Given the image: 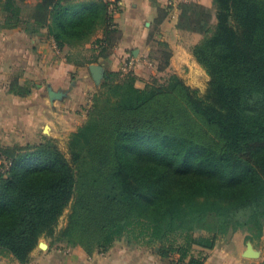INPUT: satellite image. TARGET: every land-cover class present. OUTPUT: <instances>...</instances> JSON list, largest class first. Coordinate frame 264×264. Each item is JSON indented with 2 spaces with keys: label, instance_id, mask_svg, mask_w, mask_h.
I'll return each mask as SVG.
<instances>
[{
  "label": "trees",
  "instance_id": "1",
  "mask_svg": "<svg viewBox=\"0 0 264 264\" xmlns=\"http://www.w3.org/2000/svg\"><path fill=\"white\" fill-rule=\"evenodd\" d=\"M110 3L39 0L25 8L0 0L1 26L47 30L63 55L115 28ZM177 26L202 34L192 52L211 76L207 94L177 75L145 87L107 77L71 134L73 163L47 136L0 148L1 252L27 264L44 234L55 236L70 201L68 225L54 238L89 252L124 240L159 245L166 264H206L230 232L263 236L264 0L184 2ZM98 43L109 48L106 38ZM18 92H31V83ZM190 171L196 183L174 188L171 179Z\"/></svg>",
  "mask_w": 264,
  "mask_h": 264
},
{
  "label": "crops",
  "instance_id": "2",
  "mask_svg": "<svg viewBox=\"0 0 264 264\" xmlns=\"http://www.w3.org/2000/svg\"><path fill=\"white\" fill-rule=\"evenodd\" d=\"M119 2L115 28L99 29L86 43L87 47H97L105 35L109 51L88 62L69 61V52L62 55L55 39L44 30L29 34L19 27L3 28L0 15V148L38 143L45 136L55 138L62 129L68 127L71 131L81 125L86 115L84 106L90 103L97 87L91 64L115 71L131 62L135 67H157L156 61L149 58L156 40L170 47L168 67L198 64L192 47L200 34L178 28L180 5L196 2L210 7L212 0ZM27 82L31 83V92L19 93V86ZM51 90L59 92V97L52 99ZM249 244L259 252L257 257L246 255ZM157 250L118 240L107 252H89L81 245L53 247L42 237L27 264H166ZM206 264H264V234L255 240L246 238L243 231L220 237L208 251Z\"/></svg>",
  "mask_w": 264,
  "mask_h": 264
},
{
  "label": "rangeland",
  "instance_id": "3",
  "mask_svg": "<svg viewBox=\"0 0 264 264\" xmlns=\"http://www.w3.org/2000/svg\"><path fill=\"white\" fill-rule=\"evenodd\" d=\"M25 8L28 6L34 5L39 0H19ZM79 2H89L91 0H76ZM212 8V6H210ZM46 33L47 30H44ZM155 31V30H154ZM189 31V30H186ZM192 32V31H189ZM197 33V32H196ZM200 34V39L202 38V34ZM101 38H105V35ZM100 38V39H101ZM86 43H79L75 46H72L70 48H67L68 60L69 61H75V62H88L91 60H94L98 58V55H101L103 53H106L109 51V48L100 47L99 43L97 47H87ZM152 48L149 53V58L151 61H156L157 67H135V65H128L126 67H122L120 70H112L110 67L106 68L107 77H110L115 82L119 81L120 79H129L133 81L136 86L138 87H145L150 86L153 84H163L169 81V79L173 75L179 76L187 86L191 87L192 89H195L198 91V94L202 97H204L210 87L211 82V76L207 69L198 62V64L195 67H164L167 59V55L169 52L171 53L169 45L162 41V40H156L155 43H152ZM195 45V44H194ZM193 45V46H194ZM103 46V45H102ZM193 48V47H192ZM60 49V48H59ZM61 50V49H60ZM97 54V55H96ZM197 60V59H196ZM106 77V78H107ZM106 78L103 79L99 84H97V87L92 91V95H90V103L86 106H84V110L86 111L85 118L82 122L85 123L87 120L89 109L91 108V104L93 102V97L98 96L102 91H106ZM104 84V85H103ZM95 95V96H94ZM81 124V125H82ZM74 127L77 124H73ZM81 125H77V127L70 131V128L62 129L59 131L58 137H46L54 139L57 143L58 147L62 150V152L65 154V156L73 163V157L70 151L69 146V140L71 137V134L78 129ZM49 128L46 129L48 131ZM1 163V162H0ZM171 178V177H170ZM197 180V174L194 172H189L188 174H182V177L180 179L178 178H172L171 183H173V187L176 189H185L189 186H192L196 183ZM71 204L70 201L67 206L64 208L62 214L60 215L58 219V223L55 226L56 227V234L55 236H49V234H44L43 238H46V241H50L53 247H65L64 241H59L56 238L58 235L57 233L64 227L68 225L70 214H71ZM55 237V238H54ZM159 249V245L154 246V248ZM0 264H21L19 263L11 254L1 252L0 251Z\"/></svg>",
  "mask_w": 264,
  "mask_h": 264
},
{
  "label": "water",
  "instance_id": "4",
  "mask_svg": "<svg viewBox=\"0 0 264 264\" xmlns=\"http://www.w3.org/2000/svg\"><path fill=\"white\" fill-rule=\"evenodd\" d=\"M90 69L92 72V76L97 84H99L103 79L107 77L106 68L102 64H91ZM50 96L52 99H54L55 97H59V92L51 90ZM251 247L252 245L249 244L246 255L250 257H257L259 255V252L257 250L252 251Z\"/></svg>",
  "mask_w": 264,
  "mask_h": 264
},
{
  "label": "built area",
  "instance_id": "5",
  "mask_svg": "<svg viewBox=\"0 0 264 264\" xmlns=\"http://www.w3.org/2000/svg\"><path fill=\"white\" fill-rule=\"evenodd\" d=\"M110 1V6H109V11L111 13V15H113V17L115 16V14L119 11L117 9L118 6H120V2L119 1H116V0H108ZM116 25L114 24L113 27H115ZM131 65H133L134 63H130ZM129 64V65H130Z\"/></svg>",
  "mask_w": 264,
  "mask_h": 264
},
{
  "label": "bare ground",
  "instance_id": "6",
  "mask_svg": "<svg viewBox=\"0 0 264 264\" xmlns=\"http://www.w3.org/2000/svg\"><path fill=\"white\" fill-rule=\"evenodd\" d=\"M251 249H252V247H251ZM254 249V248H253ZM253 249H252V251H253ZM255 250V249H254Z\"/></svg>",
  "mask_w": 264,
  "mask_h": 264
}]
</instances>
